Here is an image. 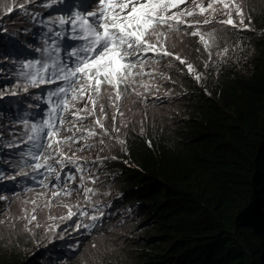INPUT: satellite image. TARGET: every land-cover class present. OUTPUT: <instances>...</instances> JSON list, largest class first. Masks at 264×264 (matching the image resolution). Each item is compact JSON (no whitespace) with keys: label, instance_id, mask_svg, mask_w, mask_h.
<instances>
[{"label":"trees","instance_id":"obj_1","mask_svg":"<svg viewBox=\"0 0 264 264\" xmlns=\"http://www.w3.org/2000/svg\"><path fill=\"white\" fill-rule=\"evenodd\" d=\"M246 4L248 26L219 33L214 55L194 38L186 45L201 75L171 71L180 106L126 127L125 151L105 159L103 177L151 225L91 264H264V0ZM47 255L0 254V264Z\"/></svg>","mask_w":264,"mask_h":264},{"label":"clouds","instance_id":"obj_2","mask_svg":"<svg viewBox=\"0 0 264 264\" xmlns=\"http://www.w3.org/2000/svg\"><path fill=\"white\" fill-rule=\"evenodd\" d=\"M188 1L195 7L192 9V15L182 13L174 21L173 29L166 31V28H163L160 34L154 37L162 38L158 42L159 45L151 43L152 39H149L147 35L145 37L147 43L141 47L138 53L121 61L122 65L131 62L132 66L124 72L125 79L119 80L118 85L115 87L102 83L100 91L97 93L93 91V81H88L82 73H76L73 76V71H71V74L68 73L62 64L67 59L58 60L60 75L63 79L47 83V86H49L47 92L52 91L50 98L59 93L58 97L57 95L53 97L50 111L34 106L37 107L35 108L37 110L26 115L23 120L19 119V121L21 120L20 124H16V120H11L13 122L11 125L13 132H19L25 123L35 124L36 119L37 124H43L42 115L54 118L53 121L60 119L58 127H56L58 135L50 142L38 140L37 144H31L27 148H23V146L19 148V142H12V144L18 145L19 151L22 149L20 153L24 150V156L27 157L23 159L21 173L19 172L20 168L17 165V160L14 159V157L18 158V152L11 148L13 147L11 143L8 146V142L12 137L9 134L8 138L4 139V136L8 131L6 116L10 113L14 114V109L19 105H26V101H24V98L19 97L23 102L22 104L17 103L15 99L8 106H6L7 102L0 105V121L3 122V126L6 128L0 130V188L3 190L0 196H5L0 197V203L4 201L6 206H10L11 203H9L8 197L13 202L17 198L24 199L25 196H30L45 212L68 210L74 214L72 218H68L64 226V232L69 230V234L62 237L59 242L52 244L51 250L47 252L41 250L46 255L48 252L53 254L47 264H54L64 259L71 260L72 264L74 257L84 260V263L91 264L95 263V260L97 262L101 258L103 259L109 254L108 252L119 255L121 251L105 248L106 241L113 239L119 228L129 225L131 226L130 234L118 241L121 246H125L145 226L144 217L139 215L137 211L139 204L120 200L119 196L122 189H120L117 182H110L103 177L101 169L104 166L105 159L116 156L119 148L125 151V145H123L124 129L136 123L142 112L145 113L144 120L146 117H150L151 114H158L159 116L165 114V110L169 105L161 102L159 93L170 90L175 96L182 97V94L178 93L177 82L171 74L172 70L181 69L192 80L199 82L197 77L200 78L201 74L195 66L192 53H189L191 48L186 46H190L192 38L195 42L202 44L208 51L204 53L212 56L214 54L209 50L215 45H211L210 42L216 40L219 33L231 27L243 28L248 26L246 0H214L212 2L207 0L205 5H203L204 0L198 2L195 0ZM8 3L9 9L15 13L18 12L19 15L12 29L0 27V41L3 42L0 47V70L2 68L0 81L5 85L4 90H0L1 94L3 92L0 97L7 95L0 99V104L2 101H7V98L12 94V88L15 86L14 83L5 81L3 66L10 63L5 56L10 57L15 49L21 51H24L25 48L31 49L35 40L45 41L46 37L37 31L40 29L38 28V21H40L41 15L49 16L56 10L51 0H10ZM209 4L212 5L211 8L208 7ZM201 6L206 10L201 12ZM237 7L240 11H237ZM9 9L8 12L11 11ZM6 12L4 10L0 11V23L8 18V16H5ZM28 13L30 14L29 18ZM27 18V21H23ZM228 19H231L233 24L222 23V21ZM205 20L209 22L205 23ZM55 22L52 29L56 24L61 23L57 20ZM71 29L74 33L70 36H62L61 40L67 41L70 39L75 45L78 43L77 48L81 51L88 44L89 33L87 28L79 26L76 29L74 27ZM20 32L26 33L27 38L18 47L16 45L17 48H15V42L13 41L20 38ZM167 33L170 36L168 40H165L163 37ZM193 33L197 34L193 35ZM85 37L88 38L85 39ZM148 43H151L153 47L148 48ZM42 48L45 47L42 45L40 50ZM52 48L54 49V47ZM46 49V51L49 50L52 57L55 55L51 49L47 47ZM197 52L201 53L200 50H197ZM39 54L40 51L38 54L34 51L35 56ZM38 57L40 58L41 55ZM77 60L78 58L75 57L72 62L75 63ZM86 82L87 88L81 92L80 86ZM33 88L35 89L34 86ZM61 89L65 91H61ZM204 90L206 93H211L208 89ZM64 94L69 97L72 96L73 102L70 107L64 103L62 96ZM29 98L27 97V99ZM35 101L36 99L32 98V102ZM156 103H161V105L158 106ZM38 112H42L41 116L38 115ZM15 117L20 118V115ZM142 124L143 122L139 125ZM115 125H118L119 130L115 131ZM90 133L93 134L90 135ZM15 135L20 139L24 137L22 133ZM2 139L5 140V146ZM14 140H18V138ZM113 140L115 146L111 147L110 142ZM32 141L31 139L26 141V145H29ZM53 141L57 146L48 147ZM39 147H41L42 154L39 157L40 164H37L34 161L35 154L38 153L36 150L40 149ZM58 151L61 153H58ZM80 152L93 154L94 159H90V162L86 164L78 163L76 158ZM50 157L53 162L47 161ZM3 158H9L6 161L7 163ZM12 160L14 163L10 162ZM12 174H18L19 176L12 181ZM98 179L100 183L104 181L100 189L109 187L111 183H114L117 188L114 191L111 189L104 195H98L94 192ZM82 188L84 189L82 190ZM79 245L87 247L98 245L97 250L101 252L93 260H88L81 256V252L78 253ZM104 252L105 254L99 258V255Z\"/></svg>","mask_w":264,"mask_h":264},{"label":"rangeland","instance_id":"obj_3","mask_svg":"<svg viewBox=\"0 0 264 264\" xmlns=\"http://www.w3.org/2000/svg\"><path fill=\"white\" fill-rule=\"evenodd\" d=\"M8 1L10 2V0H0V7H1L0 11L1 10L7 11L5 16H8L7 19H4V21L0 23V27L12 29L15 23L17 22L19 14L18 12H16L10 16L9 14L10 12H8L9 9ZM240 21L242 20L240 19ZM1 71L2 68L0 72ZM19 84H20V79H16L14 82L15 86L11 90L12 94L7 98V101H2L0 105H4L7 102L6 106H8L10 104V100L12 99L13 100L16 99L18 101L20 100ZM4 87H5L4 83L0 81V90L3 91ZM2 94L0 93V95ZM6 96H1L0 99ZM159 97L161 99V102L165 105H169L171 107L180 106L181 98H179V96L177 95L175 96L174 93H172V91L170 90L159 93ZM144 116L145 113L142 112L139 115L136 123L141 124L144 120ZM6 120L8 121L7 128L8 131L10 132L9 134L12 137V139H10V141L8 142V145L9 143H11V145L13 146L11 148L17 150L18 145L12 144V142L17 141L19 142V145H22L26 138L25 136L22 139L17 137L14 134L15 131L13 132L11 128L12 124L9 118L6 117ZM16 124H20V123L16 122ZM2 125L3 122L0 121V126ZM114 129L115 131L119 130L118 125H115ZM16 138H18V140H14ZM110 146L111 147L115 146L114 140L110 142ZM90 159H94V155L86 154L84 152H80V154L76 158L77 162L82 164H86L90 162ZM16 160L17 159L15 158V161ZM17 165L20 168L21 164L20 162L18 163V160H17ZM19 172L20 173L22 172L21 168ZM18 176H19L18 174H12L11 180L13 181L14 179L18 178ZM99 181L100 180L98 179L94 188V192L98 195H104L108 193L111 189H113L114 191L117 188L114 183H111L109 187L105 189H100V187L104 184L103 183L104 181H102L101 183ZM83 189L84 188H82V190ZM0 193H3V190H1V188H0ZM0 197L3 198L5 196H0ZM8 198L10 201L9 203H11L10 206H6L4 201H2L3 203H0V254L19 256L31 249L33 250L38 249L39 251L44 250L43 252H47L48 251V249H46L47 247L59 242L62 237L69 234L70 232L69 230L64 232L65 230L64 226L66 225L68 218H72L74 215L73 213L69 215L71 211L65 210L62 212L59 211L45 212L42 210L43 208L39 206L38 203L33 201L34 199L30 196H25L24 199L17 198L13 202L10 197ZM33 216H35L34 220L32 219ZM150 225L151 222L145 224V226L139 232L141 233L140 235L146 236L148 233L147 232L148 227H150ZM130 227L131 226L126 225L119 228V230H117V232L114 234L113 239H109L106 241L105 248H108L109 250H113V251H121L124 245L121 246L120 242L118 241L122 240L124 237L130 234ZM97 247L98 245H92L89 247L84 245L83 246L79 245L78 253L81 252V256L85 259L93 260L101 252L97 250L98 249ZM108 253L110 255H115L114 252H108ZM103 254H105V252L100 254L99 258L102 257ZM94 262H96V260ZM54 264H71V260L69 259L59 260Z\"/></svg>","mask_w":264,"mask_h":264},{"label":"snow or ice","instance_id":"obj_4","mask_svg":"<svg viewBox=\"0 0 264 264\" xmlns=\"http://www.w3.org/2000/svg\"><path fill=\"white\" fill-rule=\"evenodd\" d=\"M97 3L101 5L100 12L88 13L89 16L97 18V26L92 27L87 21H81L82 24H87V31L94 37L91 46L86 49V51L93 52L94 55L86 57L85 61L73 70L72 75L82 73L88 81H93V91L99 93L102 83L115 87L119 80L125 79L124 72L132 64L129 62L127 65H122L121 61L138 53L141 47L147 43L145 37L150 29L155 35L154 24H164L168 19H175V16L166 17L165 14L170 8L175 7L176 3L174 0H97ZM208 7L211 8L212 5L209 4ZM205 10L201 6V12ZM237 11H240L238 7ZM187 14L192 15V12L189 11ZM64 22L62 19L61 23ZM204 22L208 23L209 21L205 20ZM222 23L233 24V21L228 19ZM196 34L193 33V35ZM87 38L85 37V39ZM152 47L148 43V48ZM189 70H192L190 65ZM86 88L87 82L80 86V91L83 92ZM61 91L65 90L61 89ZM92 134L90 133V135ZM48 147H51V144ZM32 219L34 220L35 216Z\"/></svg>","mask_w":264,"mask_h":264},{"label":"bare ground","instance_id":"obj_5","mask_svg":"<svg viewBox=\"0 0 264 264\" xmlns=\"http://www.w3.org/2000/svg\"><path fill=\"white\" fill-rule=\"evenodd\" d=\"M95 6H97V4H95ZM90 7V6H89ZM90 11V9H88L87 10V12H89ZM63 20H64V18H63ZM81 21V20H80ZM54 30H57V26L55 25V27H54V29L52 30V31H49L48 32V34L46 35V47L48 48V49H51V51H53V54H56V53H58V50H61L62 52H61V56H62V60L63 59H66V58H64L65 57V54L63 53V49H64V47L63 46H56V48L55 49H53L52 47L53 46H49V43H47V42H49L48 40H49V35H54L55 33H54ZM60 38V40H61V37H59ZM43 45V43L41 42V40H38V41H36L35 40V42L32 44V46H31V49H33V50H35L36 52H37V54H38V52L39 51H37V50H40L41 49V46ZM86 44V43H85ZM89 48V46L88 45H86L84 48H83V50L79 53V56H82L84 53H92V52H90V51H86V49H88ZM43 50V49H42ZM42 50H40V51H42ZM34 57H35V55H34ZM56 60L58 59V58H55ZM71 74V73H70ZM71 76V75H70ZM38 80V79H37ZM37 80H35L34 82V87H35V92H34V96L33 97H35L36 95H37V93L39 92V87L37 86ZM71 81V80H70ZM56 92V91H55ZM55 95H57V97H58V95H59V93L58 94H54V96ZM54 96H52L51 97V103H53V97ZM33 97H31V98H29V99H27V98H25V100L24 101H26V106L28 107L29 105H31V104H33V102H32V98ZM11 101H15V100H10V102ZM17 101V103H20V104H22L23 102H21V100H16ZM24 105V104H23ZM23 105H19V107H17V108H15L14 110H18L20 113V118H16L15 116H17L18 115V111H15V113L14 114H12V113H10V114H8L6 117H8L9 118V120H10V122H11V120H16L17 122H19V119H22L23 120V118L26 116V115H29V114H32V112H35L37 109H35V108H37V107H33V108H31V109H26L25 107H23ZM10 111V110H9ZM41 114H42V112H40V114H39V116H41ZM38 116V117H39ZM37 117V118H38ZM13 122H11V124H12ZM35 126H37V119H36V121H35V124L33 125V127H35ZM41 129H42V127L41 128H39V129H37L36 131H35V133H33V134H31L30 135V139L31 140H33L32 142H30L29 143V145H26V141H28V140H30V139H25V141H24V143L22 144V145H20V147L19 148H22V146H23V148H24V146H31V144H37L38 143V138H39V133H40V131H41ZM31 131H32V128L30 127L28 130H27V132H29V133H31ZM28 134V133H27ZM28 138V136L27 135H25V138ZM33 137H36V138H33ZM28 143V142H27ZM19 148H17V150H16V152H18V158H16V157H14V159L16 158L17 160H18V163L19 162H21V163H23V159H25L26 157L24 156V153L22 152V153H20V151H19ZM27 148V147H26ZM22 150V149H21ZM58 153H61V152H59L58 151ZM29 156V155H28ZM25 157V158H24ZM20 168H22V166H20ZM132 206V205H131ZM106 233V232H105Z\"/></svg>","mask_w":264,"mask_h":264}]
</instances>
